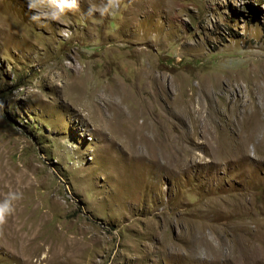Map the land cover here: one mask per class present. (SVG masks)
<instances>
[{
  "label": "rangeland",
  "instance_id": "obj_1",
  "mask_svg": "<svg viewBox=\"0 0 264 264\" xmlns=\"http://www.w3.org/2000/svg\"><path fill=\"white\" fill-rule=\"evenodd\" d=\"M31 3L0 0V264H264V150L230 153L264 0Z\"/></svg>",
  "mask_w": 264,
  "mask_h": 264
},
{
  "label": "bare ground",
  "instance_id": "obj_2",
  "mask_svg": "<svg viewBox=\"0 0 264 264\" xmlns=\"http://www.w3.org/2000/svg\"><path fill=\"white\" fill-rule=\"evenodd\" d=\"M259 88L262 89V86ZM258 91L259 90H257V92ZM254 95H256V93ZM254 95L253 97H251L250 100H247L246 103L244 104L240 112V116L238 117L239 118L238 137L232 146L229 145L231 150L230 153H232L234 157L236 155L239 156V159L241 160L244 158H250V154H248V151H249V144L251 142L254 143L253 144L254 150L255 148H257L258 151L264 150V128H263L264 126H262L264 125L263 124L264 107H262L263 106L262 104H261L262 106L259 104L260 101H258V103L256 102ZM261 96H263V94ZM253 155L254 156L252 157L250 163L253 162L254 164H257V163H262L264 161V158L260 157L258 153L257 154L254 153ZM248 171L251 170L249 169Z\"/></svg>",
  "mask_w": 264,
  "mask_h": 264
},
{
  "label": "clouds",
  "instance_id": "obj_3",
  "mask_svg": "<svg viewBox=\"0 0 264 264\" xmlns=\"http://www.w3.org/2000/svg\"><path fill=\"white\" fill-rule=\"evenodd\" d=\"M76 0H60L59 3V7L63 8V7H73L75 5ZM34 5L31 3V0H26V7L27 8H32ZM117 6V0H107V3L103 6V7H97L95 8L99 15L102 17L105 15V13H108L109 15H111V12L109 11V9H115ZM92 9L93 8H89L87 10L88 14L92 13ZM53 18L57 19L58 16H56L55 14H53ZM29 19L36 21V16L32 15L29 17ZM61 35H65L67 36V33H61ZM20 194L17 193H9L3 200H0V220H3V218L5 216H7L8 214H10L12 212V205H11V201L15 200V199H19Z\"/></svg>",
  "mask_w": 264,
  "mask_h": 264
}]
</instances>
